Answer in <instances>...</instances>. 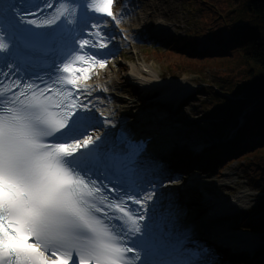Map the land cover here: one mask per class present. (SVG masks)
<instances>
[{
    "label": "snow or ice",
    "instance_id": "obj_1",
    "mask_svg": "<svg viewBox=\"0 0 264 264\" xmlns=\"http://www.w3.org/2000/svg\"><path fill=\"white\" fill-rule=\"evenodd\" d=\"M113 3L90 0L98 20L47 37L34 54L44 75L25 81L13 63L0 71V90L6 89L0 94V264H194L190 229L155 226L159 189L172 179H159L151 138L115 130L87 100L91 69L106 66L112 54L114 37L105 28L120 22ZM42 4H59L44 23L35 12L0 15V53L11 46L4 33H14L18 23L52 28L67 19L72 25L75 9L66 2ZM98 128L104 133L94 136ZM133 186L140 190L129 191ZM127 201L138 206L135 212ZM99 213H119L121 231Z\"/></svg>",
    "mask_w": 264,
    "mask_h": 264
},
{
    "label": "rangeland",
    "instance_id": "obj_2",
    "mask_svg": "<svg viewBox=\"0 0 264 264\" xmlns=\"http://www.w3.org/2000/svg\"><path fill=\"white\" fill-rule=\"evenodd\" d=\"M119 1V0H117ZM147 3L156 6L155 11L147 10L143 16L149 18L146 27L149 31L143 33L139 38L133 39L129 44L120 48H112L111 55L108 56L109 61L104 67V75L99 80L105 82L109 86L107 96L111 102V111L113 117L116 118L126 113L139 111L142 105H146L142 100V91L138 84L129 80L128 72L132 68L137 71L153 70L155 74H163L161 63L166 60L156 59L154 56H148V49H166L171 46L173 39H181L188 35H192L194 43V51L202 52L209 48H219L213 39L207 33H196V29L200 27V6H197L195 0H145ZM199 2V0H197ZM204 7L209 6V2L201 3ZM200 4V5H201ZM120 5V4H119ZM118 5V7H120ZM131 18V17H130ZM127 20V19H125ZM159 25H157V24ZM160 26L157 34L153 33L155 27ZM199 30V29H198ZM191 31H194L192 33ZM102 68V67H99ZM100 70L93 69L95 76H98ZM177 77V76H175ZM168 79V76H165ZM178 83H183L188 96L174 111H171L169 121L171 131L168 132L167 143L168 148L165 151V162H172L173 158L183 159L182 150L187 149L186 143H194L193 141L212 137V134L206 132V127L210 122L203 116L204 110L201 107L202 99L206 94L201 92L200 88L203 84L193 75H180L175 78ZM206 85V84H205ZM231 122H228L223 130L229 129ZM100 129V128H98ZM260 137L254 134H243L239 137L237 144L253 145L258 142ZM243 147V148H244ZM255 148L249 152H254ZM245 152L240 151L237 155H229L222 163H216L214 159L207 162V159L199 158L187 160L185 164L192 163L194 168L182 176H178L173 182L178 189L176 196L182 200L185 206H190V213L197 214V206L199 205L201 215H204L205 206L208 199L213 198H229L230 196L240 193L243 195L242 202L236 210L237 215L232 219L224 220V224L230 227H241L248 225L257 226L264 223V209L257 208L258 203L263 200V195L258 193L254 185L247 183L244 175V169L247 165L248 158H241ZM183 162V161H182ZM180 162V165L182 164ZM182 189L179 190V188ZM255 187V186H254ZM194 212V213H193ZM264 233V232H262ZM256 238L264 236L258 232L254 233ZM210 264H245L242 259H235L231 263L221 262L219 259H211Z\"/></svg>",
    "mask_w": 264,
    "mask_h": 264
},
{
    "label": "trees",
    "instance_id": "obj_3",
    "mask_svg": "<svg viewBox=\"0 0 264 264\" xmlns=\"http://www.w3.org/2000/svg\"><path fill=\"white\" fill-rule=\"evenodd\" d=\"M205 1L209 6L201 4ZM195 2L201 7L196 33H207L220 47L195 52L191 35L167 49H148L147 54L166 60L161 63L163 76L193 75L205 82L200 90L206 94L201 107L210 122L207 133L218 134L242 116L238 134L261 137L260 147L241 158H251L244 166L245 179L263 195L257 206L264 209V0ZM249 228L264 232V223Z\"/></svg>",
    "mask_w": 264,
    "mask_h": 264
},
{
    "label": "bare ground",
    "instance_id": "obj_4",
    "mask_svg": "<svg viewBox=\"0 0 264 264\" xmlns=\"http://www.w3.org/2000/svg\"><path fill=\"white\" fill-rule=\"evenodd\" d=\"M122 6L126 7L127 9H129V15L128 16H132L131 19H128V22H124L125 24V27L129 33V38L130 39H134V38H139L143 33L149 31V29H147L146 25L147 23H149V18L148 19H145L143 17V14H145L147 12V10H151V11H155L156 10V6L155 5H151L149 3H147L145 0H122ZM118 15H119V18H120V21L123 22L122 20V16L124 17L125 15V10L123 11V9H119L117 11ZM161 29V27L159 26H156L155 27V31H153V33L157 34ZM143 73H139L135 68L133 69L132 68V71L131 72H128V77H129V80L132 81L133 83H136V84H149V82H153L154 80H156V78L158 77L157 74L154 73L153 70H143L142 71ZM142 75V76H141ZM90 87H91V95L87 98L88 102L91 104V105H95V111L96 113H103L104 115H106V117H110L113 115L112 111H111V103L108 102V96H107V93L104 91L106 90V88H110L109 86H106V85H103L101 83H98L96 85H93L90 84ZM186 87L185 85H183V83H176L174 84L173 87L171 86H168V87H165L163 89V91L166 93V94H163L165 97L169 98L174 104H178L179 101L183 102L185 99L188 98L187 95H185L186 93L183 92L185 91ZM109 89H107L108 91ZM183 92V93H182ZM168 94V95H167ZM107 104V105H105ZM128 116H131L128 115ZM143 117H138L137 118V123H140L141 125H143V123L139 122L140 120L143 121ZM113 121V120H111ZM170 119L167 118V117H164L159 123H158V126L157 127H154V131L153 130H149L150 132L147 133L148 134V137L149 135L151 136L153 134V138L151 140V146H153V152L154 151H157V152H154V157L156 160L158 159H162V156L164 155L163 153H165V151L167 150L168 148V145L167 143H169V140H167V135H168V132L171 131V124H170ZM142 128V127H141ZM140 127H138V129L141 130ZM103 129V128H102ZM104 130V129H103ZM100 131V132H103L104 131ZM146 133V132H144ZM259 144L256 142L254 143L253 145H248L246 147H244L241 151L243 152H248L250 151L251 149L255 148H259ZM156 153V154H155ZM158 155V156H157ZM182 167V166H180ZM171 169V168H170ZM164 171H167V168H163V165L161 166L160 165V173H162ZM179 170V168H178ZM245 173V172H244ZM246 174V173H245ZM167 195H169V197L171 198V201H173L172 197L173 196V193H170L167 192L166 193ZM231 200H227L226 198H213L212 199H208L207 201H205L206 203L211 202L208 204V207L204 210V212L206 211V215L207 217L209 218V221L210 223L213 225L212 227L214 228H219L221 227L222 225V221H221V218L220 219H212L211 217H213V214H215L216 211H218V206H222L224 212L226 213H229L230 211H234L237 209V204L238 203H241L242 202V198H243V195H241L240 193H237V194H234L232 196H230ZM232 202V203H231ZM197 206V212H200V211H203V209H200L198 207H200L199 205H196ZM239 207V206H238ZM185 210V209H183ZM180 219H190L192 220L191 218H189V216L186 215V212H182L180 215H179ZM197 221V219H195V222ZM220 222H221V225H220ZM225 227H229L228 224H224ZM231 229L235 230L237 228H240V227H230ZM218 230V229H217ZM238 235H242V237L244 238H251V233L249 232H246V231H240V232H236ZM195 243V242H194ZM256 251H259L260 248H256L255 249Z\"/></svg>",
    "mask_w": 264,
    "mask_h": 264
}]
</instances>
